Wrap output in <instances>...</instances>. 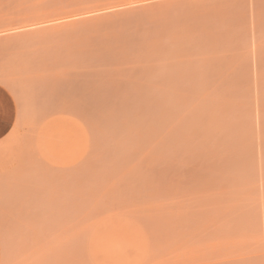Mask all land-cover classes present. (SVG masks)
I'll return each mask as SVG.
<instances>
[{
	"label": "rangeland",
	"instance_id": "rangeland-1",
	"mask_svg": "<svg viewBox=\"0 0 264 264\" xmlns=\"http://www.w3.org/2000/svg\"><path fill=\"white\" fill-rule=\"evenodd\" d=\"M1 94L0 264H264V0H0Z\"/></svg>",
	"mask_w": 264,
	"mask_h": 264
},
{
	"label": "crops",
	"instance_id": "crops-1",
	"mask_svg": "<svg viewBox=\"0 0 264 264\" xmlns=\"http://www.w3.org/2000/svg\"><path fill=\"white\" fill-rule=\"evenodd\" d=\"M12 109L11 100L7 95H0V139L6 135L9 128L6 127L7 122H10L9 112ZM5 127L7 130H4ZM11 127V125L9 126Z\"/></svg>",
	"mask_w": 264,
	"mask_h": 264
}]
</instances>
